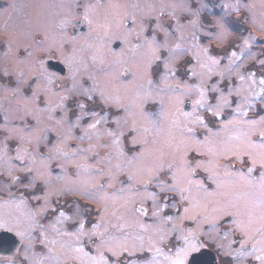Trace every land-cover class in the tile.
I'll return each instance as SVG.
<instances>
[{
	"label": "rangeland",
	"instance_id": "1",
	"mask_svg": "<svg viewBox=\"0 0 264 264\" xmlns=\"http://www.w3.org/2000/svg\"><path fill=\"white\" fill-rule=\"evenodd\" d=\"M1 231L0 264H264V0H0Z\"/></svg>",
	"mask_w": 264,
	"mask_h": 264
},
{
	"label": "water",
	"instance_id": "2",
	"mask_svg": "<svg viewBox=\"0 0 264 264\" xmlns=\"http://www.w3.org/2000/svg\"><path fill=\"white\" fill-rule=\"evenodd\" d=\"M52 69L57 70L61 73L64 71V67L60 66V64L56 61H51L47 63ZM13 237L12 233L8 231H1L0 232V250L5 247L8 249L11 245H13ZM13 243H12V242ZM187 264H217L215 253L207 248H202L198 252L193 253L190 255Z\"/></svg>",
	"mask_w": 264,
	"mask_h": 264
},
{
	"label": "flooded vegetation",
	"instance_id": "3",
	"mask_svg": "<svg viewBox=\"0 0 264 264\" xmlns=\"http://www.w3.org/2000/svg\"><path fill=\"white\" fill-rule=\"evenodd\" d=\"M202 248H203V247H202ZM5 252H6V251H5ZM196 252H198V251H196ZM196 252H192L191 254L196 253ZM191 254H190V255H191ZM189 257H190V256H189ZM187 260H188V259H187Z\"/></svg>",
	"mask_w": 264,
	"mask_h": 264
}]
</instances>
